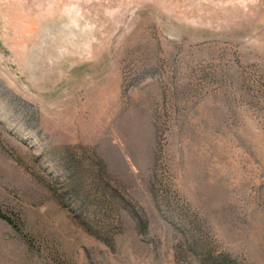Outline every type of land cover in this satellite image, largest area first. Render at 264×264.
Segmentation results:
<instances>
[{"label": "rangeland", "instance_id": "rangeland-1", "mask_svg": "<svg viewBox=\"0 0 264 264\" xmlns=\"http://www.w3.org/2000/svg\"><path fill=\"white\" fill-rule=\"evenodd\" d=\"M0 214V264H264V0H0Z\"/></svg>", "mask_w": 264, "mask_h": 264}, {"label": "trees", "instance_id": "trees-1", "mask_svg": "<svg viewBox=\"0 0 264 264\" xmlns=\"http://www.w3.org/2000/svg\"><path fill=\"white\" fill-rule=\"evenodd\" d=\"M111 204L112 206H120L121 208H125L124 206L127 205L126 201L125 200H122V199H119L117 201V199H115L114 197L111 198ZM132 216H134L136 218V214L135 213H131ZM85 218H83L82 215H78L76 216L75 218H77L78 222L80 224H86L85 222L83 221H86L87 217L84 216ZM0 219H3L5 220L8 224L12 225L14 228H16V225H13L12 221L0 214ZM86 227V226H85ZM58 264H70L69 262L67 261H61L59 262ZM203 264H240L234 260H232L229 256L227 255H219V256H216V257H213V256H207L205 257V259L203 260Z\"/></svg>", "mask_w": 264, "mask_h": 264}]
</instances>
